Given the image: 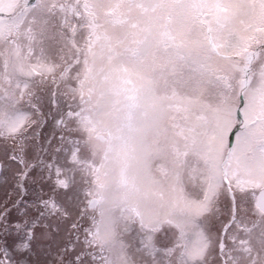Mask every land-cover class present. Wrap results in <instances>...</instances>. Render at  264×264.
I'll use <instances>...</instances> for the list:
<instances>
[{
  "label": "snow or ice",
  "instance_id": "snow-or-ice-1",
  "mask_svg": "<svg viewBox=\"0 0 264 264\" xmlns=\"http://www.w3.org/2000/svg\"><path fill=\"white\" fill-rule=\"evenodd\" d=\"M0 264H264V0H0Z\"/></svg>",
  "mask_w": 264,
  "mask_h": 264
}]
</instances>
